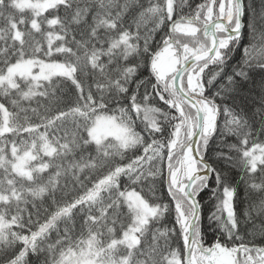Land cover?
Segmentation results:
<instances>
[{"label": "snow or ice", "instance_id": "1", "mask_svg": "<svg viewBox=\"0 0 264 264\" xmlns=\"http://www.w3.org/2000/svg\"><path fill=\"white\" fill-rule=\"evenodd\" d=\"M0 264H264V0H0Z\"/></svg>", "mask_w": 264, "mask_h": 264}, {"label": "trees", "instance_id": "2", "mask_svg": "<svg viewBox=\"0 0 264 264\" xmlns=\"http://www.w3.org/2000/svg\"><path fill=\"white\" fill-rule=\"evenodd\" d=\"M197 2H199V0H197ZM257 6H259V0H257ZM251 30L247 27V23L245 24V29H244V43H247L249 40L252 39V36L250 34ZM258 39V37H257ZM235 58L231 61L232 64H235L237 61H239L240 56H241V52L239 50H237L234 54ZM255 80L257 82V84H259V80H260V76L258 74L255 75ZM251 86V85H250ZM259 88L257 87L254 92H258ZM243 97V94H242ZM242 97H238L237 99V103L241 102V98ZM246 104H248L249 106H251V100L250 99H246L244 101ZM221 123H223L224 117L223 115L220 117ZM231 142V141H230ZM241 199H244L243 194L241 196ZM205 205L207 206L205 211L207 212V209L211 207V203L209 202L208 198L205 197L204 199ZM247 207V202L245 201L244 204L240 205V209L243 210L244 208ZM257 224H259V221H257ZM170 226V225H169ZM243 220H242V227H243ZM212 238V229H208V236L206 237V239H211Z\"/></svg>", "mask_w": 264, "mask_h": 264}]
</instances>
